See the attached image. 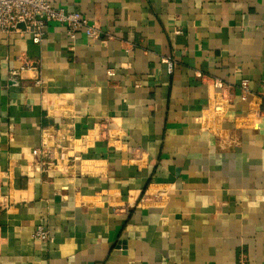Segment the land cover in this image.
<instances>
[{
	"label": "crops",
	"instance_id": "crops-1",
	"mask_svg": "<svg viewBox=\"0 0 264 264\" xmlns=\"http://www.w3.org/2000/svg\"><path fill=\"white\" fill-rule=\"evenodd\" d=\"M53 4L99 33H0V264H264V0Z\"/></svg>",
	"mask_w": 264,
	"mask_h": 264
},
{
	"label": "built area",
	"instance_id": "built-area-1",
	"mask_svg": "<svg viewBox=\"0 0 264 264\" xmlns=\"http://www.w3.org/2000/svg\"><path fill=\"white\" fill-rule=\"evenodd\" d=\"M51 22L64 26L71 39H74L79 32H83L88 37L97 36L99 33L98 27L89 23L80 12L57 8L53 0H0V33L2 34L16 33L20 36L28 34L33 43H40L46 26ZM166 72L168 74L173 72V63L170 59L166 61ZM241 85L246 88V81L243 80ZM33 236L46 239L48 231L39 225L34 230Z\"/></svg>",
	"mask_w": 264,
	"mask_h": 264
}]
</instances>
